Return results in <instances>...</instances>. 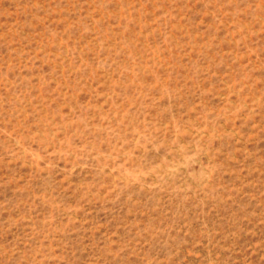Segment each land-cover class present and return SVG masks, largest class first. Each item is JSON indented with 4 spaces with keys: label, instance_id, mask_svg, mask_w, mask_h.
<instances>
[{
    "label": "rangeland",
    "instance_id": "rangeland-1",
    "mask_svg": "<svg viewBox=\"0 0 264 264\" xmlns=\"http://www.w3.org/2000/svg\"><path fill=\"white\" fill-rule=\"evenodd\" d=\"M0 264H264V0H0Z\"/></svg>",
    "mask_w": 264,
    "mask_h": 264
}]
</instances>
